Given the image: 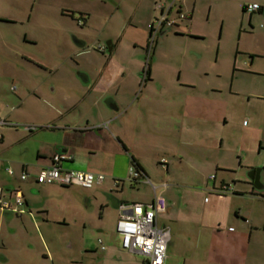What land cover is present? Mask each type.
<instances>
[{
	"label": "crops",
	"instance_id": "1",
	"mask_svg": "<svg viewBox=\"0 0 264 264\" xmlns=\"http://www.w3.org/2000/svg\"><path fill=\"white\" fill-rule=\"evenodd\" d=\"M109 1L115 9L108 0H100L105 11L93 13L69 8L66 0H0L3 45L18 56L20 64L41 73L35 85L28 76L20 75L26 90L18 95V108L26 110V116L21 117L26 125L0 129V187L6 191H21L25 212L16 216L27 224L25 233L29 235V231L34 230L44 248L40 253L29 251L32 256L21 259L19 264H145L144 257L121 248L117 231L118 237L110 238L104 216L111 209L117 222L122 205L130 211L134 206L137 209L138 205L152 203L156 192L152 189L146 194L148 187L144 186L149 185L143 181L128 182L129 167L134 159L150 179L151 163L160 166L161 158L168 161V174L181 171L198 177L210 165H214L216 171L251 170L250 178L259 173L257 188L249 183L238 184V187L234 181L230 194L217 192L228 183L221 182L218 186L216 176L214 179H210L213 175L206 176L207 183L213 182V187L204 193L228 196L234 203V209H229L237 216L238 232L234 230L224 235L222 246L221 243L214 245V238L203 234L199 257L203 264H264V220L243 212L244 208L235 202L259 198L254 189L264 190L260 182L264 165L262 169L256 168L258 164H247L240 156L238 166H224L233 141L225 129L236 124L241 114L242 125L247 127L252 120L248 108L236 105L229 108V101H224L228 96L223 90L211 83L198 86L191 82L183 72L188 68L194 73V63H181L179 77L172 78L165 72L171 68L169 63L161 57L163 44L171 37L197 39L193 23L201 10L200 0ZM223 1L234 2L239 11L248 14V25L252 29L254 21L264 20V0ZM248 3L258 4L260 9L246 13L244 7ZM159 4H172L168 18L176 25L157 35L145 77L143 58L146 57L149 25L160 15ZM46 5H51L53 11L45 12ZM208 7L211 11L212 3L209 2ZM179 13L189 17L180 20ZM80 18H83L81 26ZM97 19L98 23L104 21L105 26L96 24ZM96 46L99 53L109 55L93 53L91 50ZM99 47H105V52ZM255 59L251 57L249 69L263 75L264 72L253 70ZM261 91L249 98L264 103V89ZM227 94H238L233 84ZM32 99L35 103L30 102ZM14 114L2 110L0 119L12 124ZM24 126L39 127V130L28 131ZM156 146L165 148L161 156ZM19 148L27 153L12 157L10 154ZM30 151L34 152L33 158L29 157ZM55 153L72 157L71 161L63 163L64 168L102 174L105 182L89 190L38 184L37 175L50 166ZM219 153L224 155L223 159L215 157ZM9 167L13 175L6 172ZM23 173L26 174L24 181L20 178ZM115 179L120 180V185L114 184ZM127 183L130 192L124 191ZM138 186L144 189L139 191L135 188ZM158 187L157 193L165 197L167 208L157 215V224L169 229L165 221L169 214H174L173 206L181 203L183 197L177 194L179 189L173 191L167 183ZM179 187L187 190L190 186L181 184ZM109 192L111 197L106 198ZM172 192L178 196V201L174 199L169 203L165 195ZM95 206L101 208L96 221L92 217ZM173 218L170 217V221ZM203 223L204 219L200 221L202 227ZM171 237L170 231L166 261H171L175 253ZM245 237H249V247L244 248ZM99 239L106 246L105 251H100ZM62 242L66 243L65 252L60 250ZM0 258L7 261L4 256Z\"/></svg>",
	"mask_w": 264,
	"mask_h": 264
},
{
	"label": "rangeland",
	"instance_id": "2",
	"mask_svg": "<svg viewBox=\"0 0 264 264\" xmlns=\"http://www.w3.org/2000/svg\"><path fill=\"white\" fill-rule=\"evenodd\" d=\"M99 1L66 0L65 3H67L66 6L69 8L90 10L93 13H97L105 11ZM108 2L110 3L109 0ZM209 2L212 3L211 11L208 7ZM110 5L114 9L116 8L112 3ZM200 6L201 10L193 23V32L196 34L197 39L184 40L173 36L163 44L164 48L162 47L161 57L169 63L170 66L168 67H171L166 69L165 72L169 75L171 74L172 78L177 79L181 63H194L196 65L193 70L194 73L191 70L188 71V68L187 71L185 69L183 72V75H187L191 82H195L198 86L211 83L216 88L223 90L225 95L228 96V99L224 101H229L227 102L229 108L231 106L233 108L235 105L238 108L241 106L247 107L248 114L252 118V120H249V124L247 123L248 126L242 125L243 117L241 114L236 124L230 125L225 129L230 137L232 136L233 141L224 166H229L230 168L238 166L241 156L245 163L254 166L258 164L256 168L262 169V165H264V103L254 98H249V96L260 94L259 91L262 92L261 89H264V74H254L249 69V64L251 63V57L257 58L255 59L253 70L264 72V20L254 21L252 29L248 25V14H243L242 11H239L237 4L232 1L200 0ZM127 7H131L130 3L127 4ZM44 11L52 12L53 8L51 5H46ZM243 15L245 16L244 18H242ZM97 23L98 19L96 20ZM98 24L99 26L102 24L105 26L104 21ZM242 25L243 27H241ZM0 36L2 35L0 34ZM2 41V37H0V111L3 110L6 113L15 112L12 124L21 127L26 125L21 118L26 116V110L22 111L18 108L20 103L18 95L22 90H26V87L20 75H23V77L28 76L31 79V83L35 85L34 81L37 80V75L41 73L36 68L31 66L29 68L20 64L18 56L8 51ZM98 46L91 51L102 55L96 49ZM108 55L106 53L102 56ZM143 59L146 61V57ZM234 69L236 70L235 72H233ZM232 84L234 91L238 93L235 96L227 94V90ZM12 88H15L16 91H12ZM32 101L35 103L34 99L30 100V102ZM257 111L258 113H256ZM255 117L258 118L256 122L254 120ZM260 144H262L261 147ZM164 149L161 146H156L157 154L161 156ZM21 150L22 148H19L10 155L19 158L27 153L25 149L23 152ZM33 155L34 152L30 151L29 157L33 158ZM215 157L223 159L224 155L219 153ZM151 166L153 168L149 178L154 185L160 186L162 183H167L169 189L173 191L179 189L177 194L180 193L183 197L181 203L176 202L175 206H173L174 214H169L167 221H165L171 231V240L175 246L173 261H166L167 264H203L199 257V248H201V245L203 246V241L201 240L203 234H207L206 236L211 235L214 238V245L215 243H221L222 246L224 244L223 237L234 230L238 232V227L235 223V217L237 216L229 209L233 208L234 203L228 200L230 199L228 196L204 193L206 189L213 187V182L208 181L207 183L206 176H216L218 186L221 182L234 186L235 181L238 187V184L245 183H249L253 187V182L249 176L251 170L216 171L213 167L214 165H210L197 177L187 175L181 171L168 174L157 164L151 163ZM260 182L264 185V171L260 175ZM181 184L190 187L187 190H183L179 187ZM127 185L124 191L130 192V184L127 183ZM144 187H148L144 191L146 194L150 190L152 192L151 186ZM144 187L140 188L138 186L135 188L142 191ZM106 194L108 195L106 198L111 197L110 192ZM254 194H257L259 198H250V200L245 201L239 199L235 202L237 206L244 208L243 212L250 213L254 218L259 217V221H263L264 190L254 189ZM165 196L169 203H173L174 199L178 201V196L173 192ZM100 213L101 208L99 206H95L92 209V217L95 221L99 218ZM170 217L174 218L170 221ZM203 219L204 225L202 227L200 221ZM104 223L108 227L110 238L115 239L118 237L115 213L111 209L104 216ZM229 226L235 229H230ZM26 229L27 224L23 223L19 216L4 215L0 211V257L4 256L7 258L6 262L0 258V264H19L21 259H25L26 256H32L29 251L31 253L44 251L43 244L34 230H30L28 235L25 233ZM248 239L249 237L244 239V248L249 247ZM60 246L61 252H65L66 243L63 244L62 242ZM242 253L246 257L243 251Z\"/></svg>",
	"mask_w": 264,
	"mask_h": 264
},
{
	"label": "built area",
	"instance_id": "3",
	"mask_svg": "<svg viewBox=\"0 0 264 264\" xmlns=\"http://www.w3.org/2000/svg\"><path fill=\"white\" fill-rule=\"evenodd\" d=\"M157 7L160 10V15L149 25V46L147 48L146 64L143 71L145 77L148 75L149 63L152 58V46L158 32L165 28L171 29L176 25L174 20L168 18L172 4L169 6L159 4ZM259 9L260 6L255 3H248L244 7L246 13H253ZM188 17L184 13L178 14V19L180 20H185ZM78 24L80 26L83 24V18L78 20ZM98 49L101 52H105L106 50L105 47H99ZM13 90L15 88H12ZM8 126L17 125L0 119V129ZM103 126L106 127L107 125L105 124ZM24 128L28 131L39 130V127L35 126H24ZM1 139L2 134L0 133ZM50 160V166L42 169L36 177V182L40 185L60 184L64 186H77L89 190L102 185L106 180V177L102 174L80 172L64 168L63 163L72 160V157L67 154L55 153ZM159 165L164 171L168 170V161L166 158H162L159 161ZM6 172L9 175L14 174V171L10 167L6 169ZM139 177L140 174L130 165L127 178L128 182L132 183L138 180ZM20 178L22 181L26 180V174L23 173ZM210 179H214V176ZM141 181L152 187L154 192H156L155 197L150 205H138L137 209L134 206L130 211L127 206H121L120 216L116 224V231L120 235V245L122 249L144 257L146 260L145 264H165L167 259V246L170 241V230L158 226L157 215L166 210L167 201L162 194L157 193L159 187L154 185L150 179L144 178ZM120 183V180H114L116 186L120 185ZM163 186L166 187V184H163ZM217 192L220 194H230L232 187L230 185H224ZM0 211L15 215L23 214L25 212V200L21 191H6L0 187ZM97 244L100 251L106 250V246L100 239L97 241Z\"/></svg>",
	"mask_w": 264,
	"mask_h": 264
},
{
	"label": "trees",
	"instance_id": "4",
	"mask_svg": "<svg viewBox=\"0 0 264 264\" xmlns=\"http://www.w3.org/2000/svg\"><path fill=\"white\" fill-rule=\"evenodd\" d=\"M131 166L140 174V177L138 180L134 181V182H138L143 180L144 178H146V175L143 173V171L139 168V165L137 164V162L132 159L131 161Z\"/></svg>",
	"mask_w": 264,
	"mask_h": 264
},
{
	"label": "water",
	"instance_id": "5",
	"mask_svg": "<svg viewBox=\"0 0 264 264\" xmlns=\"http://www.w3.org/2000/svg\"><path fill=\"white\" fill-rule=\"evenodd\" d=\"M250 179L252 180V182H253V184H254V187L257 188V183H258V181H259V173L257 172L256 177H251ZM258 188H259V187H258Z\"/></svg>",
	"mask_w": 264,
	"mask_h": 264
},
{
	"label": "flooded vegetation",
	"instance_id": "6",
	"mask_svg": "<svg viewBox=\"0 0 264 264\" xmlns=\"http://www.w3.org/2000/svg\"><path fill=\"white\" fill-rule=\"evenodd\" d=\"M162 30H160L159 32H158V34L161 32ZM149 35H150V30H149ZM157 38V37H156ZM154 43H155V41H154ZM148 46H149V36H148V41H147V45H146V48H145V53H147V48H148ZM153 46H154V44H153ZM153 46H152V49H153Z\"/></svg>",
	"mask_w": 264,
	"mask_h": 264
}]
</instances>
